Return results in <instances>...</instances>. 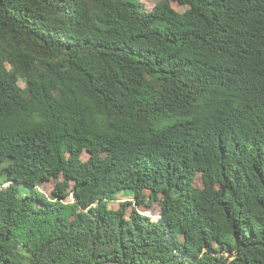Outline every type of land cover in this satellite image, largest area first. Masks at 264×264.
Listing matches in <instances>:
<instances>
[{
    "label": "trees",
    "instance_id": "trees-1",
    "mask_svg": "<svg viewBox=\"0 0 264 264\" xmlns=\"http://www.w3.org/2000/svg\"><path fill=\"white\" fill-rule=\"evenodd\" d=\"M0 264H264V0H0Z\"/></svg>",
    "mask_w": 264,
    "mask_h": 264
},
{
    "label": "rangeland",
    "instance_id": "rangeland-1",
    "mask_svg": "<svg viewBox=\"0 0 264 264\" xmlns=\"http://www.w3.org/2000/svg\"><path fill=\"white\" fill-rule=\"evenodd\" d=\"M158 1L159 0H139V2L143 5L144 10L147 12L156 11L158 9ZM170 4H171V8L175 12H183L186 8L185 6H182L181 4H179L177 1H170ZM38 67L43 68V66H41L40 64H38ZM55 67L60 73L67 70V66L64 65L63 63H57L55 64ZM18 84L20 85L21 88H24L25 86L24 81H21V80L18 81ZM108 153H109L108 151H105L103 153V156L106 157ZM87 157H88V154L84 152L82 154V158L86 159ZM61 180H62L61 177L59 179L52 178V179L44 181L39 187L47 196H49L55 190V188L58 187L59 182ZM195 182L197 185H200V179L198 176L195 178ZM72 185H73V182L70 183V186ZM23 189L25 190L26 187H23ZM97 189H98L97 186H90L86 189V193L88 195H92L93 193L97 191ZM74 199H75L74 193L70 192V195L65 199V201L72 202L74 201ZM124 200H131L132 202H135V197L132 191L126 190V191L113 193L112 195L109 196L108 205L111 208H117L119 206V203ZM139 210H141L142 213L149 215L153 220H156L159 217V206L157 202L155 201H151L148 207L146 206L139 207ZM185 241L187 245L191 246V243L187 239H185Z\"/></svg>",
    "mask_w": 264,
    "mask_h": 264
}]
</instances>
